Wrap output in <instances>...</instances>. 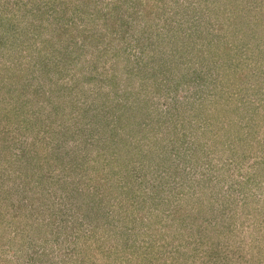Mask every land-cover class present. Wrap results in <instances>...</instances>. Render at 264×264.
<instances>
[{
    "label": "rangeland",
    "instance_id": "1",
    "mask_svg": "<svg viewBox=\"0 0 264 264\" xmlns=\"http://www.w3.org/2000/svg\"><path fill=\"white\" fill-rule=\"evenodd\" d=\"M0 264H264V0H0Z\"/></svg>",
    "mask_w": 264,
    "mask_h": 264
},
{
    "label": "trees",
    "instance_id": "2",
    "mask_svg": "<svg viewBox=\"0 0 264 264\" xmlns=\"http://www.w3.org/2000/svg\"><path fill=\"white\" fill-rule=\"evenodd\" d=\"M136 13H137V15H138V10L135 11V14H136ZM139 17H140V16H139ZM35 91H38V90H35Z\"/></svg>",
    "mask_w": 264,
    "mask_h": 264
}]
</instances>
